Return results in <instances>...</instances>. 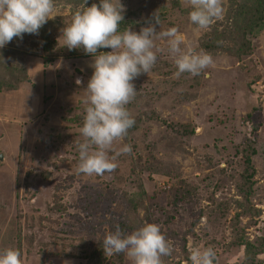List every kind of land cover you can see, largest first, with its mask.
Masks as SVG:
<instances>
[{"label":"rangeland","instance_id":"rangeland-1","mask_svg":"<svg viewBox=\"0 0 264 264\" xmlns=\"http://www.w3.org/2000/svg\"><path fill=\"white\" fill-rule=\"evenodd\" d=\"M221 2L222 16L201 30L189 21L186 0H121L131 30L149 21L157 33L175 26L181 48L206 52L213 64L199 76L176 77L166 38L155 39L157 62L132 81L137 91L126 105L135 127L113 142L132 151L99 176L76 171L92 56L69 51L61 35L76 10L99 0H53L51 25L0 49V250H18L21 264H85V252L111 233V222L129 220L133 201L135 223H156L165 232L171 264H190V250L207 245L213 264L240 263L242 247L230 242L244 168L237 147L244 144L255 150L251 201L260 215L240 219L250 240L264 236V27L240 59L204 50V34L227 9L228 1ZM179 180L190 194L175 202L170 190ZM259 258L264 264V253ZM121 264H130L124 254Z\"/></svg>","mask_w":264,"mask_h":264},{"label":"clouds","instance_id":"clouds-1","mask_svg":"<svg viewBox=\"0 0 264 264\" xmlns=\"http://www.w3.org/2000/svg\"><path fill=\"white\" fill-rule=\"evenodd\" d=\"M83 2L85 5L87 0ZM186 5L189 21L201 30L208 29L213 19L223 14L221 0H186ZM53 9V0H0V49L14 37L22 39L23 34H38L54 18ZM124 12L121 0H99L98 5L93 3L76 10L61 32L62 46L69 51L83 49L92 56L93 71L86 85L85 114L79 128L83 139L76 143L78 174L99 176L114 171L117 157L131 153V145L117 149L113 142L125 137L135 123L126 105L136 95L132 81L141 73L148 74L157 62L161 49L155 46V39L166 38L176 77L183 73L199 76L213 64L212 56L206 52L191 47L182 49L183 37L175 26L157 33L149 21L138 32L130 27L119 31ZM153 19L160 26L158 15L154 14ZM100 48L111 50L98 52ZM102 249L105 256L123 253L130 264H162L161 258L172 253L159 225L152 222H145L130 233L116 224L114 231L104 236ZM188 260L190 264H213L215 252L211 247L193 248ZM0 264H21L19 251L0 250Z\"/></svg>","mask_w":264,"mask_h":264},{"label":"trees","instance_id":"trees-1","mask_svg":"<svg viewBox=\"0 0 264 264\" xmlns=\"http://www.w3.org/2000/svg\"><path fill=\"white\" fill-rule=\"evenodd\" d=\"M228 6L225 11L222 20L215 22L210 28V31L205 33L203 39L200 42L201 48L206 51L217 52L223 51L238 59L250 55L252 52V39L263 29L264 27V0H227ZM189 12V8L184 10ZM49 20L43 28L45 30L47 25H51ZM134 22L130 19H124L118 26L119 31H123L125 28L133 26ZM218 25L221 26L218 29ZM0 82V87L2 86ZM135 124L131 127H135ZM181 133L191 135L194 129L189 125H179ZM243 157L244 168L241 171L240 179L236 183V192L240 197L235 201L237 211L231 218V227L234 234V238L230 244L242 247V259L238 264H260L259 256L264 253V236L254 237L249 239L246 235V226L241 222L240 217L248 218V221L252 218L260 215V209L254 206L251 199L254 195V173L255 170L251 165V155L255 152L253 145L244 144L241 149H238ZM178 185H174L170 192L174 197V201H180L184 196L190 194L187 184L183 180L178 181ZM126 197V196H125ZM141 205V202H138ZM138 208L137 205H133V201L127 203V216L129 220L127 222H111V232L114 231V226L119 224L121 230L125 233H130L132 230L141 226L133 221L132 217ZM129 228V229H128ZM131 230V231H129ZM165 236V232H162ZM167 240V238H165ZM211 247L207 245V248ZM83 258L85 264H121L123 253L105 256L102 249V242L96 244V246L85 252ZM169 257H162V264H171Z\"/></svg>","mask_w":264,"mask_h":264}]
</instances>
